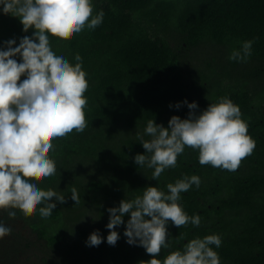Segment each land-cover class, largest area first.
Segmentation results:
<instances>
[{
	"label": "trees",
	"instance_id": "16d2710c",
	"mask_svg": "<svg viewBox=\"0 0 264 264\" xmlns=\"http://www.w3.org/2000/svg\"><path fill=\"white\" fill-rule=\"evenodd\" d=\"M92 2L93 15L100 10L105 13L98 27L85 28L71 41L49 37L53 51L70 63H76L79 53L89 82L85 93L88 127L56 142L50 153L56 175L38 184L61 192L66 203L53 198L56 208L47 218L39 211L25 217L10 209L16 211L15 219H24L51 248H63L71 238L65 249L87 250V258L76 255L69 264H140L152 257L143 247L126 242L130 214L115 229L117 243H107V209L142 195L148 186L167 192L168 183L197 175L200 187L193 185L181 193L179 203L189 216L199 215L201 223L177 228L169 221L171 246L157 258L182 250L195 237L218 234L222 245L211 247L221 264H264V0ZM34 31L25 33L19 18L4 15L0 6V50L12 39L13 47L18 46L22 37H31ZM247 40L254 41L252 55L244 62L229 60L232 50H239ZM202 45L219 48L223 63L211 65L208 74H198L192 85L182 64ZM15 59L20 61L19 56ZM221 97L239 106L256 144L238 170L201 166L198 151L188 147L178 157L177 167L166 169L158 181L152 179L153 169L135 164V156L145 154L136 133H143L148 120L167 127L173 115L187 118L190 110L183 101L196 102L199 113ZM178 103L181 107L176 108ZM73 187L80 195L78 204L71 199ZM89 212L96 218L95 229H80L76 236L74 224ZM7 219L11 220L8 213ZM94 231L103 242L90 247L86 241Z\"/></svg>",
	"mask_w": 264,
	"mask_h": 264
},
{
	"label": "clouds",
	"instance_id": "9594fccd",
	"mask_svg": "<svg viewBox=\"0 0 264 264\" xmlns=\"http://www.w3.org/2000/svg\"><path fill=\"white\" fill-rule=\"evenodd\" d=\"M0 6L4 15L19 18L25 33L35 30L31 37H22L18 46L13 47L16 41L12 39L0 50V210L7 211L10 219L16 217V211L10 209L19 210L25 217L39 211L42 218H47L56 208L53 198L60 204L66 203V198L38 184L56 175V162L50 155L56 142L88 127L85 93L89 88L79 53L74 57L76 63H70L53 51L49 37L71 41L85 28L98 27L105 13L100 10L93 15L92 0H0ZM253 43L244 41L239 50H232L229 60L246 61L252 55ZM183 103L190 110L187 118L173 115L167 127L150 119L143 133H136L145 154H137L135 164L153 169L152 179L158 181L166 169L177 167L178 157L188 147L198 151L201 166L238 170L256 146L239 106L221 97L197 113L196 102ZM193 185L199 188L201 178L184 176L168 183L167 192L148 186L142 195L108 208L107 243H117L119 233L115 229L125 223V214H130L124 230L126 242L143 247L152 257L140 264H221L211 247L222 245L218 234L195 237L182 250L171 251L163 260L157 258L171 246L169 221L177 228L189 223L199 227L201 223L199 215L189 216L179 203L181 193ZM71 199L80 203L75 187L71 189ZM11 232V227L0 221V239ZM102 242L99 232L94 231L86 244L94 247Z\"/></svg>",
	"mask_w": 264,
	"mask_h": 264
},
{
	"label": "rangeland",
	"instance_id": "374dc122",
	"mask_svg": "<svg viewBox=\"0 0 264 264\" xmlns=\"http://www.w3.org/2000/svg\"><path fill=\"white\" fill-rule=\"evenodd\" d=\"M220 49L212 45H202L192 51L188 58L183 61V68L189 84H194L198 74H208L210 66L223 63ZM222 70H219L221 72ZM194 94H197L194 91ZM192 93L188 95V100ZM194 100V97H193ZM95 216L89 212L82 221L75 223L77 230L95 229ZM96 219V218H95ZM0 221L11 227V235L0 239V264H69L72 259L69 255V242L61 245L63 248L54 249L47 242L41 240L37 233L24 221V219H7V211L0 210Z\"/></svg>",
	"mask_w": 264,
	"mask_h": 264
},
{
	"label": "flooded vegetation",
	"instance_id": "af4514ba",
	"mask_svg": "<svg viewBox=\"0 0 264 264\" xmlns=\"http://www.w3.org/2000/svg\"><path fill=\"white\" fill-rule=\"evenodd\" d=\"M112 252L114 253V250H112ZM69 255L71 256L72 261L74 260L76 255L86 256L85 258H87V250H69Z\"/></svg>",
	"mask_w": 264,
	"mask_h": 264
}]
</instances>
